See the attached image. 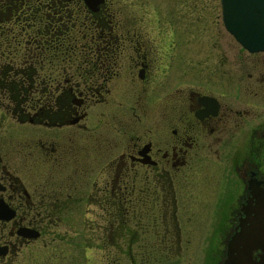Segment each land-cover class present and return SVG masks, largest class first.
I'll use <instances>...</instances> for the list:
<instances>
[{"label":"flooded vegetation","instance_id":"obj_1","mask_svg":"<svg viewBox=\"0 0 264 264\" xmlns=\"http://www.w3.org/2000/svg\"><path fill=\"white\" fill-rule=\"evenodd\" d=\"M132 4L0 0V264H264V49Z\"/></svg>","mask_w":264,"mask_h":264},{"label":"rangeland","instance_id":"obj_2","mask_svg":"<svg viewBox=\"0 0 264 264\" xmlns=\"http://www.w3.org/2000/svg\"><path fill=\"white\" fill-rule=\"evenodd\" d=\"M119 2L133 1L132 4L137 8V14L142 17V22L146 21L147 17L156 15L154 13L155 9L161 7L162 10L168 7L172 9L173 6L179 8V14L177 17L173 16L172 13L168 15L171 16L168 20L169 24L176 25L178 27L179 36V46L180 48H190L194 49L196 60L194 63L198 64H211L214 66L220 63V57L217 56L218 52L212 47V41L214 39L221 45L224 44L225 53L229 58H236L235 54L239 48V44L231 37L229 33L225 31L220 20V8L218 0H116ZM142 5L143 12L140 13L139 5ZM188 6L193 9V16L195 18L193 22V34L194 38L189 41L190 43H185L184 37L185 33L191 32L187 28L186 22L188 18H182L183 10H187ZM176 12L174 13V15ZM177 15V14H176ZM173 18L174 20H172ZM178 20V21H176ZM204 28V29H202ZM206 29V30H205ZM177 30V29H176ZM202 30H205L201 32ZM218 32L220 34L219 38H215L214 33ZM192 33V32H191ZM204 59V60H203ZM209 69V68H206ZM197 70V69H196ZM76 251V250H75ZM181 255H183V250H180ZM198 249H195L194 256L197 257ZM99 254L98 249L85 250L84 259L87 261L86 264H95L96 257ZM75 257L71 254H66L64 261L65 264H74ZM84 261V260H83Z\"/></svg>","mask_w":264,"mask_h":264},{"label":"water","instance_id":"obj_3","mask_svg":"<svg viewBox=\"0 0 264 264\" xmlns=\"http://www.w3.org/2000/svg\"><path fill=\"white\" fill-rule=\"evenodd\" d=\"M91 7L100 0H84ZM225 30L248 51L264 49V0H219Z\"/></svg>","mask_w":264,"mask_h":264},{"label":"trees","instance_id":"obj_4","mask_svg":"<svg viewBox=\"0 0 264 264\" xmlns=\"http://www.w3.org/2000/svg\"><path fill=\"white\" fill-rule=\"evenodd\" d=\"M39 12H36V14H37V21H36V31L37 32H44L45 31V29H44V21H43V19L40 17V15L38 14ZM39 18H40V20H39ZM37 47H39V45H37Z\"/></svg>","mask_w":264,"mask_h":264}]
</instances>
